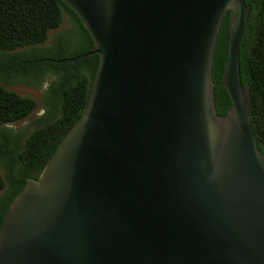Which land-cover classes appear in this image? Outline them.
<instances>
[{"label":"water","instance_id":"1","mask_svg":"<svg viewBox=\"0 0 264 264\" xmlns=\"http://www.w3.org/2000/svg\"><path fill=\"white\" fill-rule=\"evenodd\" d=\"M100 57L88 104L0 231V264H264L246 0H62ZM230 13L217 114L213 59ZM61 63V62H57Z\"/></svg>","mask_w":264,"mask_h":264},{"label":"trees","instance_id":"2","mask_svg":"<svg viewBox=\"0 0 264 264\" xmlns=\"http://www.w3.org/2000/svg\"><path fill=\"white\" fill-rule=\"evenodd\" d=\"M252 12L241 48V77L251 88V124L257 145L264 154V0H246ZM71 28L59 33L52 47L45 44L51 31L59 30L64 18ZM230 13L222 23L213 59L215 103L217 114H228L232 102L222 83L229 54ZM74 44L84 47L71 54ZM94 41L80 17L62 0H0V79L7 85L18 77L38 82L52 76L46 93L48 113L39 128L30 135L5 127L27 118L36 101L8 90L0 83V231L5 214L14 198L25 188L28 179H38L59 144L85 110L100 65L93 55L69 62V59L91 52ZM25 48L30 51L6 54ZM61 62V63H57Z\"/></svg>","mask_w":264,"mask_h":264},{"label":"rangeland","instance_id":"3","mask_svg":"<svg viewBox=\"0 0 264 264\" xmlns=\"http://www.w3.org/2000/svg\"><path fill=\"white\" fill-rule=\"evenodd\" d=\"M69 28V24L64 18V21L61 25V28L56 31H63L65 29ZM56 31H51L49 33V37H52L56 34ZM54 39H49L45 44L37 45L35 48L37 49H48L52 47ZM85 46L82 44H74L72 48L69 50L71 54L79 53L81 50L84 49ZM33 48H25L17 51H10L6 54L12 55V53H20L25 51H30ZM52 76H47L44 81L38 82L36 79L30 80L23 77H18L17 79L13 80L12 84L7 85L5 83V80L0 79V83L4 85L8 90L15 92L16 94L23 96V97H29L36 101V108L35 110L24 120L18 121L13 124H6L5 127L14 130L16 133H24L27 136L30 135L35 129L39 128L41 125H35L31 129L28 130V125L30 123L34 122L35 119L42 117L46 113H48L49 110V104L46 99V93L51 85V82L53 81ZM1 173V169H0Z\"/></svg>","mask_w":264,"mask_h":264},{"label":"flooded vegetation","instance_id":"4","mask_svg":"<svg viewBox=\"0 0 264 264\" xmlns=\"http://www.w3.org/2000/svg\"><path fill=\"white\" fill-rule=\"evenodd\" d=\"M66 20H67V22H68V24H69V29L71 28V23L68 21L69 19L66 17ZM61 28V27H60ZM66 30V29H65ZM56 31V30H55ZM64 31V30H63ZM62 31H56V34L54 35V36H52V37H49L48 39H64L63 37H57V35L59 34V33H61ZM46 115V114H45ZM45 115H43V116H45ZM42 116V117H43ZM42 117H40V118H37V119H35V121L34 122H32V123H30V125H28L27 127H28V130L29 129H31L33 126H35V125H39V121H40V119L42 118Z\"/></svg>","mask_w":264,"mask_h":264}]
</instances>
